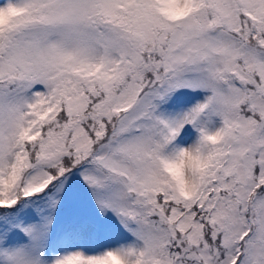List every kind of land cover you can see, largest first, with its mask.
<instances>
[{
	"label": "snow or ice",
	"instance_id": "snow-or-ice-1",
	"mask_svg": "<svg viewBox=\"0 0 264 264\" xmlns=\"http://www.w3.org/2000/svg\"><path fill=\"white\" fill-rule=\"evenodd\" d=\"M0 264H264V0H0Z\"/></svg>",
	"mask_w": 264,
	"mask_h": 264
}]
</instances>
